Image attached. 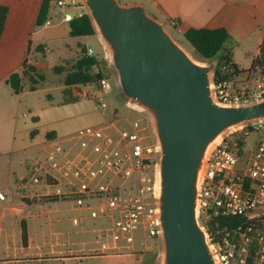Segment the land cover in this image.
<instances>
[{
  "label": "crops",
  "instance_id": "1",
  "mask_svg": "<svg viewBox=\"0 0 264 264\" xmlns=\"http://www.w3.org/2000/svg\"><path fill=\"white\" fill-rule=\"evenodd\" d=\"M41 3L0 0V5L8 7L0 39V191L8 195L6 201H0V264H162L163 241L148 236L144 227H140V240L135 236L132 244L121 240L114 245L111 241L112 248L105 249L99 230L110 225L111 219H93L88 207L76 206L70 187L55 179L59 176L55 168H51L55 178L39 184L27 181L30 167L41 157L31 162L30 156L38 150L44 154L47 141L58 138L53 130L41 133L25 121L28 114L21 113L24 90L16 93L6 80L22 70L26 61L46 76L51 67L72 63L84 44L78 43L73 59L52 64L49 43L70 36V26L61 14L55 15L56 11L50 24L38 25ZM148 4L151 16L181 36L191 27L226 28L240 71L237 75L257 65L264 42V0H148ZM77 8L81 9L78 15L87 12L86 5ZM241 47L254 56L246 67L236 61ZM63 88L72 99H79L86 85L64 84ZM33 120L38 122L39 118L34 116ZM23 224L27 228L25 239Z\"/></svg>",
  "mask_w": 264,
  "mask_h": 264
},
{
  "label": "built area",
  "instance_id": "2",
  "mask_svg": "<svg viewBox=\"0 0 264 264\" xmlns=\"http://www.w3.org/2000/svg\"><path fill=\"white\" fill-rule=\"evenodd\" d=\"M56 4L63 19L70 21L73 15L68 9L78 3L57 0ZM25 64L30 65L28 61ZM210 86L212 98L219 105H250L264 100V70L254 65L244 75L219 81L213 74ZM110 89L111 81L103 79L86 84L83 95L95 97L105 111ZM126 120L127 128L110 120L82 128L66 139L48 140L45 153L49 159L38 158L27 179L33 184L47 181L55 176L51 171L55 168L59 178H53L70 187L76 206L88 207L93 219H111L110 225L99 230L105 249L112 248L111 241L114 245L121 240L132 244L140 227L148 236L162 239L157 191L160 145L148 143L143 119ZM252 132L259 138L249 152L246 143L240 147L238 141L231 145L223 138L206 154L200 172L197 219L216 264H264V118L235 126L230 133H238L240 138ZM134 175L138 177L131 185L129 180ZM7 198V193L0 191V201ZM237 215L246 221L236 227L210 230L211 219ZM78 222L75 218L74 223Z\"/></svg>",
  "mask_w": 264,
  "mask_h": 264
},
{
  "label": "water",
  "instance_id": "3",
  "mask_svg": "<svg viewBox=\"0 0 264 264\" xmlns=\"http://www.w3.org/2000/svg\"><path fill=\"white\" fill-rule=\"evenodd\" d=\"M112 52L126 99L149 109L160 145L158 194L163 264H216L197 219L200 172L209 144L228 129L264 118V100L222 106L211 66L194 59L144 5L84 0Z\"/></svg>",
  "mask_w": 264,
  "mask_h": 264
},
{
  "label": "rangeland",
  "instance_id": "4",
  "mask_svg": "<svg viewBox=\"0 0 264 264\" xmlns=\"http://www.w3.org/2000/svg\"><path fill=\"white\" fill-rule=\"evenodd\" d=\"M71 2V0H66ZM78 4L72 6L70 12L78 15L81 9H78V5H85L84 0H75ZM134 1H139L144 4L146 11L149 13L148 0H118L120 4L127 2L132 3ZM87 12H89L88 8ZM55 15H63V12L59 10V7L55 6ZM166 29L171 33L172 37L198 62L205 65L211 66V75L214 74V69L217 65V59L203 61L198 59L194 55V50L192 46L176 32L172 27L166 25ZM98 30V29H97ZM82 42L93 49V52L99 54L100 57H104L109 61L111 65L112 50L107 41L103 38L101 33L98 31L96 35L88 36H65L59 37L56 41L49 43V49L52 52L51 60L52 64L57 62H62L63 58L73 59L76 56L78 50V43ZM70 47H67V45ZM247 53L243 47L240 48L236 53V61L241 67H246L253 60V55ZM250 62V63H249ZM113 68V67H112ZM61 75L55 72L54 68L51 67L49 71L46 72L45 79L37 85L36 90H29L26 88L21 96L22 110L21 113L28 114V118L25 121L29 124L35 125L41 131V133L53 130L57 134L59 140L66 139L74 135L77 131L82 128L95 127L100 125L102 119L106 121L113 120L121 128L129 127L126 118L143 119L142 124L146 126L144 130L147 135V141L149 144H155L158 142L155 118L153 113L143 106L130 101L131 106H127L129 99H126L123 94L117 73L113 69V73L110 76L111 89L105 97L107 103V108L105 111L99 106L97 99L90 96H82L79 99H72L71 93L65 91L63 88V82L60 81ZM83 94V90H80ZM117 109V112L115 111ZM37 116L39 118L38 122H34L33 117ZM235 127L223 132L222 139L225 138L227 141H231L239 136L238 133L231 134V130ZM44 134H41V136ZM44 138V136H42ZM259 138L256 132L250 133L246 137V152H249L255 145ZM221 139V140H222ZM220 140V141H221ZM218 141V142H220ZM216 142L215 145L218 143ZM68 144V143H66ZM214 145V146H215ZM50 153H54L52 149L49 150ZM41 155V161L49 159V155L41 150H38L30 156V161L33 162ZM138 175H134L129 183L133 185ZM142 235V228L137 230L136 235L138 240ZM162 264L164 257V244H162Z\"/></svg>",
  "mask_w": 264,
  "mask_h": 264
},
{
  "label": "trees",
  "instance_id": "5",
  "mask_svg": "<svg viewBox=\"0 0 264 264\" xmlns=\"http://www.w3.org/2000/svg\"><path fill=\"white\" fill-rule=\"evenodd\" d=\"M55 2V3H52ZM57 0H42L37 17V24L44 25L53 18V12ZM122 4L131 5L124 2ZM135 4V1L133 2ZM58 7V6H57ZM8 7L0 5V39L5 26ZM70 36L96 35L98 30L88 12L73 16L69 21ZM185 40L192 46L194 55L203 61L217 59L214 69V79L216 81L228 79L238 74V65L234 62L233 46L231 37L226 28H195L187 29L183 35ZM264 70V42L261 46V56L255 61ZM55 72L62 76V81L67 86L86 85L88 83H100L103 79H110L113 68L109 61L100 57L95 52H90V47L86 44L80 45L78 57L67 65H60L54 68ZM45 79V73L41 72L32 65H23L22 70L11 74L6 82L16 93H21L26 88L36 90L37 85ZM52 138V133H48ZM246 137L234 138L229 141L231 145L238 141L239 146L245 145ZM246 219L243 216H220L209 221L210 230L224 227H236ZM23 237H27V228L23 224Z\"/></svg>",
  "mask_w": 264,
  "mask_h": 264
},
{
  "label": "bare ground",
  "instance_id": "6",
  "mask_svg": "<svg viewBox=\"0 0 264 264\" xmlns=\"http://www.w3.org/2000/svg\"><path fill=\"white\" fill-rule=\"evenodd\" d=\"M202 64V63H201ZM222 139V135L220 134L219 136H217L208 146L207 148V153L210 152V150L214 147L215 143L220 141ZM161 190V179H160V175L158 177V182H157V191H158V194Z\"/></svg>",
  "mask_w": 264,
  "mask_h": 264
}]
</instances>
